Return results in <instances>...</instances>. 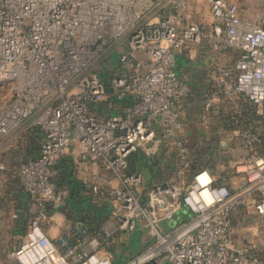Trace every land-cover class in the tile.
Masks as SVG:
<instances>
[{
  "label": "built area",
  "instance_id": "obj_1",
  "mask_svg": "<svg viewBox=\"0 0 264 264\" xmlns=\"http://www.w3.org/2000/svg\"><path fill=\"white\" fill-rule=\"evenodd\" d=\"M205 1L208 24L195 20L192 0H0V143L20 147L33 128L45 133L40 155L15 170L31 198L12 252L18 264H114L116 234L139 225L154 242L127 264H264L257 241L245 247L232 233L238 208L264 216V137L240 133L249 153L235 164L244 176L240 189L206 168L192 171L179 110L192 90L177 72L178 57L193 56L202 44L214 54L233 50L231 62H211L210 79L225 98L243 94L264 105V26L232 0ZM122 43L123 74L107 83L94 72ZM112 97H129L123 114L104 117L92 108ZM214 99L205 94L207 112ZM162 145L173 173L143 197V175L129 172L128 158ZM66 156L93 193L110 197L113 210L100 231L84 233L77 223L78 239L60 245L42 223L69 198L55 181ZM6 169L0 162V174ZM184 206L188 220L163 230Z\"/></svg>",
  "mask_w": 264,
  "mask_h": 264
},
{
  "label": "rangeland",
  "instance_id": "obj_2",
  "mask_svg": "<svg viewBox=\"0 0 264 264\" xmlns=\"http://www.w3.org/2000/svg\"><path fill=\"white\" fill-rule=\"evenodd\" d=\"M194 3V17L195 20L199 23L208 24V19L210 18V8L205 0H192ZM236 2L242 10L243 15L251 18H256L260 21L261 25L264 26V0H232ZM125 44L122 43L117 47L115 51H112L108 54L107 57L103 56L101 63L97 67V71H102L103 62L106 60H111L112 63H116L118 67H120L119 63V53L121 50H124ZM120 69V68H119ZM230 96V98H225V102H219L216 107H213L210 112L203 110L204 113H208L206 120V126H209V136L211 141L217 142L219 145L221 158L218 164L215 167L216 173L212 172L213 169H208L210 173L214 175L221 176L223 174H228L232 177L234 174H238L236 171V165L230 168L226 166V163L235 162L238 163L244 161L248 156L247 148L242 144L240 133L243 130H247V127L242 124L241 127L230 129L227 125H231V127H237L240 124L234 125L235 121H238V117L240 114V104L237 96ZM223 96V95H222ZM235 96V97H234ZM205 100V99H204ZM221 111V114L213 115V112ZM264 113V110L263 112ZM259 115V114H258ZM210 119H209V118ZM262 117V116H261ZM223 121V123H222ZM252 124L250 125L251 132L259 136L260 138L264 137V123H262L259 119H252ZM222 125V126H221ZM219 128V129H216ZM213 129L215 132L212 133ZM220 132V133H219ZM211 133V134H210ZM28 138L29 134L26 135ZM31 137V135H30ZM225 142V144H223ZM229 143L237 144L234 147V150L228 147ZM6 141L0 143V162L5 161L7 163V169L0 174V264H18L16 260L12 257V252L15 248H17L20 244V238L18 235L14 233V227L17 222V218H14L12 214L18 209L17 201L15 199V191L19 188V179L15 173L16 168L23 162L26 158L24 156L27 154L24 153L20 147L11 146L8 149L6 148ZM243 150L245 151L243 154ZM240 161V162H239ZM224 162V163H222ZM206 163L211 165V159L207 158ZM234 171V172H233ZM142 174V173H141ZM145 176V183L143 187V197L146 196L147 192L150 190V186H152L157 180L161 178L158 175H151L150 178L143 173ZM77 177L80 179V175L77 172ZM244 178V177H243ZM240 179L238 184L240 188H242L245 184L244 179ZM149 187V188H148ZM64 215L66 221L70 223L72 226H76L75 221H73L72 214L70 212V207L65 204L59 209L57 215H55L53 220H48L42 223V227L47 235L53 240L61 239V234L66 233V231H59L57 224L60 221V217L62 214ZM30 218V215H29ZM182 221L179 218H173L172 220L165 221L162 223L163 230H170L174 228L177 224ZM232 225H233V238L237 241L241 242L245 247L249 246L252 241H257L259 243V247L261 252L264 253V216H256L250 215L246 213V211L242 208H238L232 215ZM142 226V225H141ZM120 236H117V235ZM116 237H121L124 240L122 242L127 243L129 239V234L118 233ZM123 234V235H122ZM143 235V236H142ZM142 236V244L137 243L139 238ZM115 237V238H116ZM118 238V239H119ZM154 242V238H151L148 234L146 228H142L137 226L136 231L133 235V245L134 249L136 247L139 249L137 253L141 250H145L150 244ZM260 252V253H261ZM132 255V253H131ZM129 259V255L127 256V260ZM115 264V263H114Z\"/></svg>",
  "mask_w": 264,
  "mask_h": 264
},
{
  "label": "trees",
  "instance_id": "obj_3",
  "mask_svg": "<svg viewBox=\"0 0 264 264\" xmlns=\"http://www.w3.org/2000/svg\"><path fill=\"white\" fill-rule=\"evenodd\" d=\"M94 73L108 83L114 76H121L123 74V69L118 67L116 63H112L109 59L104 61L101 72L95 71ZM239 95L241 96V99H239L241 111L237 119L238 121H235L234 125H240L237 127H231V125L227 126L230 129H235L241 127V125L244 124V127H247V130L251 132L249 129L253 122V117L254 119H259L262 121V123H264V113H261L264 110V105L260 106L254 104L243 94ZM130 103L131 101L129 97H112L104 103L93 104L92 108L104 117H112L114 115L123 114ZM44 138L45 133L43 130L38 127L33 128L20 149L24 153H27L24 156H26V158L39 156ZM207 143L208 145L203 146V153L201 151V153L196 151L194 161H192L191 169H194V166L197 167L196 170L210 168L213 169L212 172L215 174V167L218 162L222 160L221 158H218L221 157L219 145L217 142H212L210 138L207 140ZM207 158L211 159V165L206 163ZM128 163V170L132 173L146 172L148 175H153L155 171L166 170L165 167L160 164V160H157L154 156L152 157L147 155L142 149H138L137 151L133 152L128 158ZM55 168L57 170L55 181L58 186L67 187L70 190V195L66 201V204L70 207V212L75 224L78 222H83L89 234L91 235L100 231L104 224L109 220L113 210V204L110 197L101 192L93 193L91 188L85 185L82 180L77 177V171L75 170V164L71 156L62 158L57 163ZM15 192V199L17 201L18 209L24 210L23 212L19 213V218L17 219L16 225L14 227V233L16 235H20L25 232L29 221V215L25 214V210H27L30 206L31 198L20 188L16 189ZM189 212V209L184 206L178 212L175 218H179L181 221L188 220Z\"/></svg>",
  "mask_w": 264,
  "mask_h": 264
},
{
  "label": "crops",
  "instance_id": "obj_4",
  "mask_svg": "<svg viewBox=\"0 0 264 264\" xmlns=\"http://www.w3.org/2000/svg\"><path fill=\"white\" fill-rule=\"evenodd\" d=\"M235 58H236V53L233 50L214 54V52L211 51L206 44H202L198 46L196 49H194L193 56H189L185 54V55H181L178 57L177 72L179 76L181 77V79H183L192 90V95L190 96V98L186 99L183 102V104L179 106L181 120L183 121V126H184L183 134L189 138L191 147L193 148L192 161H194L196 151H199V152L201 151L203 153V150H202L203 146L208 145L207 140H209L210 138V137L208 138L209 126L208 125L206 126L205 124L206 123L205 118H207L208 113L203 114V110L205 109L204 108L205 94L209 91L213 93V97L215 98L213 107H216L219 104V102L226 101V99H224V97L219 92L215 82L210 79V76H209L210 64L212 61H220V62L222 61L223 63H229ZM235 96L239 98L238 95H235ZM213 113H214L213 115L215 116L214 118H216V115L221 114V111L213 112ZM216 129H219V128H216ZM212 133H216L215 129H213ZM223 144H225V142H223ZM236 145H237L236 143L235 144L229 143L228 147L230 148V150L231 149L234 150V147H236ZM143 151L147 155L152 156V157L154 156L157 160H160V164L166 169L164 171L154 172L153 175L161 176V178L157 180L152 186H150V188L167 181L171 177L173 173V169H174L173 162H172L173 158H172L171 153L168 152L167 147L165 145H162L159 148H157L156 152L153 154H148L145 150ZM244 152L245 151L243 150V154ZM236 163L238 162L232 161V162L226 163V166L228 168L230 167L233 168V166ZM196 169L197 167L194 166V169H192V171L195 172L197 171ZM140 173H142V175L144 173L147 176V178L151 177V174L148 175L146 172H140ZM79 175L80 176L83 175L82 171L79 172ZM215 176L219 177V179L220 177H224L223 180L229 183V185L234 189H238L240 187L238 182L240 181V179L244 177L243 174L241 173L239 175L234 174V176L232 177L229 175V173L226 175L223 174L221 176H217V175ZM143 178H144V183H145L144 175H143ZM220 182H223V181H220ZM58 212L59 210H55L51 220L54 219L55 215H57ZM188 215H190V212L188 213ZM59 220L60 221L57 224L58 230L66 231V233H62L60 235L61 238H63L65 235L68 236L67 239L63 240V244H65L67 241H70V240L75 241L76 239H78V237L80 236L78 234H80L82 230L78 229L77 232H73L72 229L75 226H72L70 223H68V221H66L63 214ZM139 227L144 228L141 225H139ZM135 231L136 229L132 231H128V232L127 231L119 232L123 234H129V239L127 243L122 242L124 239L121 237L115 238V241L113 242L114 243L113 250L115 251V254H116V258L114 260L115 264H127L134 257H136L137 255L143 252V250H141L139 253H137L139 246L138 248L136 247V249H134L133 235ZM117 236H120V235L118 234ZM142 236L139 238V241H136L137 243L142 244L143 242ZM55 241L57 242V240ZM128 255H129V259L127 260Z\"/></svg>",
  "mask_w": 264,
  "mask_h": 264
},
{
  "label": "water",
  "instance_id": "obj_5",
  "mask_svg": "<svg viewBox=\"0 0 264 264\" xmlns=\"http://www.w3.org/2000/svg\"><path fill=\"white\" fill-rule=\"evenodd\" d=\"M109 91H112V88H109ZM77 227L83 228L84 233H87V232H88V230H87V228L85 227V225H84L83 222H78ZM77 227H73L72 231L75 232ZM67 238H68V236L65 235L63 238L57 240L58 244H60V245L63 244V240H64V239H67ZM71 244H73V241H70V242H69V245H71ZM63 249H64V250L67 249V246H64Z\"/></svg>",
  "mask_w": 264,
  "mask_h": 264
}]
</instances>
